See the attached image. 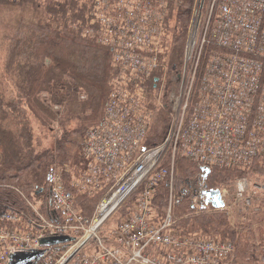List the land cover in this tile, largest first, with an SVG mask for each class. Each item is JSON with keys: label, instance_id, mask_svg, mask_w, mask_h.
<instances>
[{"label": "built area", "instance_id": "2783aa9c", "mask_svg": "<svg viewBox=\"0 0 264 264\" xmlns=\"http://www.w3.org/2000/svg\"><path fill=\"white\" fill-rule=\"evenodd\" d=\"M167 13V0L94 1L96 34L119 73L101 121L82 143L87 167L70 185L68 166L54 170L48 214L31 202L33 215L0 212V264L40 250L35 264H234L232 240L177 226L173 183L178 159L239 169L264 159V0H196L180 70L165 59ZM165 107V139L147 146L151 122ZM166 180L170 203L160 215L154 201ZM232 182L237 202L257 213L249 179ZM70 188L102 195L91 221ZM129 203L103 236L106 222ZM56 236L73 240L44 244Z\"/></svg>", "mask_w": 264, "mask_h": 264}, {"label": "trees", "instance_id": "16d2710c", "mask_svg": "<svg viewBox=\"0 0 264 264\" xmlns=\"http://www.w3.org/2000/svg\"><path fill=\"white\" fill-rule=\"evenodd\" d=\"M95 0H0V212L33 215L29 202L48 214L51 175L70 165L67 182L87 167L81 149L88 130L101 121L119 69L112 49L99 42ZM165 59L180 70L196 0H167ZM169 108H160L146 141L161 143L170 125ZM52 146L46 138L54 133ZM70 167V168H71ZM248 173L264 175V159L250 170L206 168L178 159L174 177V215L183 232L229 239L236 245L234 264H261L264 228L258 245L249 225L237 226L224 208L197 200ZM75 193L77 191L70 188ZM171 182L158 189L154 206L163 215L169 207ZM101 197L77 193L85 220L91 221ZM120 209V217L129 211ZM264 260L263 258L261 259Z\"/></svg>", "mask_w": 264, "mask_h": 264}, {"label": "rangeland", "instance_id": "374dc122", "mask_svg": "<svg viewBox=\"0 0 264 264\" xmlns=\"http://www.w3.org/2000/svg\"><path fill=\"white\" fill-rule=\"evenodd\" d=\"M97 124H95V125H97ZM54 128H55L54 133L49 135L45 140L46 144L50 145V146H52L54 143V139L52 137L55 135H58L60 133V130L56 124H55ZM67 166H68L67 170H69V172H71L73 170V168L70 165H67ZM56 168H58V167H56ZM251 168H248L246 170H250ZM243 177L249 179V182L251 183L250 189H251V191L255 192L254 193V207L253 208H260V210L257 213H255L253 210L248 209L249 211H245L243 209L242 205L237 202L236 190H235V186H234L235 184H234V182H232L233 180L225 183L221 188L224 191L226 190L225 191L226 192V202H227L228 206H230V207L224 208V209L229 212V214L231 216V222L233 224H237V226L238 225L242 226L241 224L249 225V228L251 227L253 229L256 242L259 245L261 243V237L259 236V234H260L261 229L264 228V190L263 189H256L255 187L256 186H262L264 184V175L248 173V174L242 176V178ZM73 180L74 179L72 178L70 180V182H67V180L65 179V181L68 185H70V183ZM77 193L78 192L75 193L76 200H77ZM99 196L101 197L102 195L96 194L93 197H99ZM97 203H99V202H97ZM77 204H79L78 200H77ZM34 205L37 208H39L38 202H35ZM197 205L208 208L209 204L207 203V198L205 195H203L202 197H200L197 200ZM119 221H120V214L118 212L117 214H115L112 218H110L106 222L104 229H103V233H102L103 236H105V234L109 230L115 229L116 225H118ZM258 256H259V262H262L261 264H263L264 260L263 261L261 260L262 258L264 259L263 252L259 251Z\"/></svg>", "mask_w": 264, "mask_h": 264}, {"label": "water", "instance_id": "95a60500", "mask_svg": "<svg viewBox=\"0 0 264 264\" xmlns=\"http://www.w3.org/2000/svg\"><path fill=\"white\" fill-rule=\"evenodd\" d=\"M208 202L213 203L216 208L222 207L223 201L220 196V191L209 192L208 194ZM73 238L68 236H56L50 237L43 240L45 245H53L60 242H68L72 241ZM45 253V250L40 251H32V252H21V253H14L11 255V263L12 264H35L36 261L41 258Z\"/></svg>", "mask_w": 264, "mask_h": 264}, {"label": "flooded vegetation", "instance_id": "af4514ba", "mask_svg": "<svg viewBox=\"0 0 264 264\" xmlns=\"http://www.w3.org/2000/svg\"><path fill=\"white\" fill-rule=\"evenodd\" d=\"M208 200H210L208 197H207ZM209 204H212L211 202H209Z\"/></svg>", "mask_w": 264, "mask_h": 264}]
</instances>
